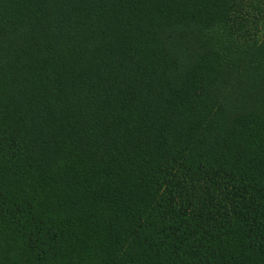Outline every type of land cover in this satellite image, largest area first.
<instances>
[{"label":"trees","instance_id":"obj_1","mask_svg":"<svg viewBox=\"0 0 264 264\" xmlns=\"http://www.w3.org/2000/svg\"><path fill=\"white\" fill-rule=\"evenodd\" d=\"M0 264H264V0H0Z\"/></svg>","mask_w":264,"mask_h":264},{"label":"rangeland","instance_id":"obj_2","mask_svg":"<svg viewBox=\"0 0 264 264\" xmlns=\"http://www.w3.org/2000/svg\"><path fill=\"white\" fill-rule=\"evenodd\" d=\"M223 67L225 69H229L230 68L229 65L228 66H225L224 65ZM172 75H174V73H172L171 76ZM175 75H178L180 77L181 76V73H177ZM237 80H239V83H238ZM232 81H233V79H230V80L229 79H226L225 82L220 83L221 85L219 87H221V90H222V96H221V100L222 101H228L230 99L229 98L230 97V89H229L230 84L229 83H231ZM235 81H236V83L238 85H240V83H243L242 81H244V80L240 77V79H235Z\"/></svg>","mask_w":264,"mask_h":264}]
</instances>
